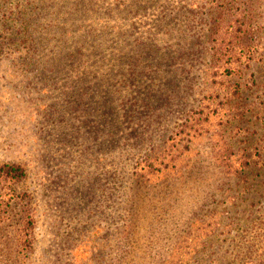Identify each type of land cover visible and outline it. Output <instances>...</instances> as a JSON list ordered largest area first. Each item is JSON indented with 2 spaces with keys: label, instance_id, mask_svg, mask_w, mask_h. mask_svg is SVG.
Listing matches in <instances>:
<instances>
[{
  "label": "rangeland",
  "instance_id": "obj_1",
  "mask_svg": "<svg viewBox=\"0 0 264 264\" xmlns=\"http://www.w3.org/2000/svg\"><path fill=\"white\" fill-rule=\"evenodd\" d=\"M237 1L232 13L249 12L258 31L249 90L232 101L241 114L225 124L224 109L210 110L208 135L178 136L202 173L159 174L177 190L161 200L145 162L210 92L208 41L225 4L0 0V163L23 167L13 213L28 207L34 221L25 252L0 226V264H161L168 226L191 210L215 213L218 227L189 262L169 264H264V0ZM220 130L237 161L250 159L240 175L212 166Z\"/></svg>",
  "mask_w": 264,
  "mask_h": 264
},
{
  "label": "trees",
  "instance_id": "obj_2",
  "mask_svg": "<svg viewBox=\"0 0 264 264\" xmlns=\"http://www.w3.org/2000/svg\"><path fill=\"white\" fill-rule=\"evenodd\" d=\"M219 1L225 5L216 6L217 16L212 21L214 27L213 37L208 41L210 53L207 74L211 79L210 92L201 99L199 107L186 112L177 125V131L173 135L177 142L170 143L169 140L173 139L174 141V138L169 137L167 144L165 143L153 151V159L145 162L146 169L155 178L166 172V170L173 173L181 170L183 176L179 174L176 177L186 176L187 180L184 183L188 180L192 183L195 180L197 181L202 173V168L199 167L198 161L189 158L190 141L184 142L185 148H179L178 141L180 139L178 140V136L184 134V137L189 140L194 135H208L209 133L204 131L202 125L208 120L210 110L214 109L211 114H214L216 110L217 114H221V110L224 109L222 118H225V124H228L230 119L238 118L241 114L240 104L232 105V101H236L241 97L243 89L249 90L245 73L251 68V62L256 52L255 41L258 31L254 29L252 16L249 12L244 16L239 12V8L237 13H232V9L235 7L234 3H237V0ZM226 4L229 5L226 7ZM214 43V46L217 43L223 44V48H214L212 46ZM208 100L212 102L203 106L202 102ZM214 136L216 141L211 146L212 166L220 170L222 175L226 177L240 175L243 172L241 170L249 166L250 159L243 152L244 154L237 161L235 149L227 141L228 138L223 130H220L219 133L215 132ZM193 171H196L197 174L194 177L190 175V172ZM24 177L25 172L22 166L9 162L0 163V226L3 224L6 227L9 226L10 236L16 237L20 248L25 252L26 247H31L32 236L30 231L34 224L33 214L28 207H23L19 210V213H13V205L19 208L25 203V199L17 195L13 188ZM167 177L166 183H164L165 178H160V182L157 178L155 180L158 183L157 186L160 187L161 200H168V197L177 192L172 188H164V186H170L171 184V175L169 174ZM181 183V181L177 182L180 187ZM215 218V213L200 215L196 210L178 216L168 226L170 246L166 250V258L162 260L161 264H169L168 259L172 255L173 258L181 257L183 259L188 256L186 262H189L190 257L187 250L196 249V243L204 242L214 235L215 228L218 227ZM173 229L175 231L174 237L172 235ZM190 242H194L193 247L188 246ZM180 262L176 259L174 264H181ZM241 263L244 264L245 262H237V264Z\"/></svg>",
  "mask_w": 264,
  "mask_h": 264
}]
</instances>
